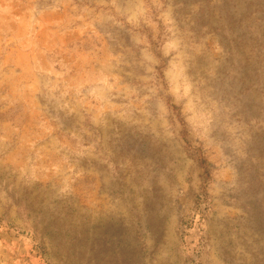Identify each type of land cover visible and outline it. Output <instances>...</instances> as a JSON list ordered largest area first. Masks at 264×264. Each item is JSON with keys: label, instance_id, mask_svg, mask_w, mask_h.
<instances>
[{"label": "rangeland", "instance_id": "374dc122", "mask_svg": "<svg viewBox=\"0 0 264 264\" xmlns=\"http://www.w3.org/2000/svg\"><path fill=\"white\" fill-rule=\"evenodd\" d=\"M0 264H264V0H0Z\"/></svg>", "mask_w": 264, "mask_h": 264}, {"label": "trees", "instance_id": "16d2710c", "mask_svg": "<svg viewBox=\"0 0 264 264\" xmlns=\"http://www.w3.org/2000/svg\"><path fill=\"white\" fill-rule=\"evenodd\" d=\"M200 164H201L202 168L205 170V172H207V169H206V167H205V162H204V160H203Z\"/></svg>", "mask_w": 264, "mask_h": 264}]
</instances>
